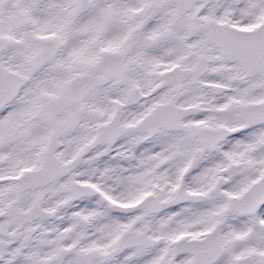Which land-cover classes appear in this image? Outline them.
Segmentation results:
<instances>
[{
	"label": "snow or ice",
	"instance_id": "obj_1",
	"mask_svg": "<svg viewBox=\"0 0 264 264\" xmlns=\"http://www.w3.org/2000/svg\"><path fill=\"white\" fill-rule=\"evenodd\" d=\"M0 264H264V0H0Z\"/></svg>",
	"mask_w": 264,
	"mask_h": 264
}]
</instances>
